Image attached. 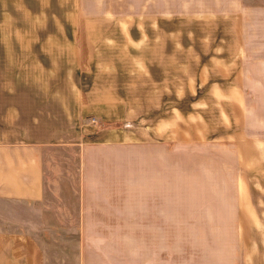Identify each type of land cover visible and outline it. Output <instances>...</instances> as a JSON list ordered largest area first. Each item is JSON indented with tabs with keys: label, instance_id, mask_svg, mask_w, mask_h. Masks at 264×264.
<instances>
[{
	"label": "rangeland",
	"instance_id": "374dc122",
	"mask_svg": "<svg viewBox=\"0 0 264 264\" xmlns=\"http://www.w3.org/2000/svg\"><path fill=\"white\" fill-rule=\"evenodd\" d=\"M245 3V19L158 18L142 0H0L2 81L20 122L67 137L115 126L135 153L166 155L149 179L135 165L122 196L136 218L161 199L165 231L140 226L134 242L165 244L168 264H264V68L253 58L257 45L264 57V0ZM88 102L124 103L126 117L81 118Z\"/></svg>",
	"mask_w": 264,
	"mask_h": 264
},
{
	"label": "crops",
	"instance_id": "0c3cea01",
	"mask_svg": "<svg viewBox=\"0 0 264 264\" xmlns=\"http://www.w3.org/2000/svg\"><path fill=\"white\" fill-rule=\"evenodd\" d=\"M246 9L245 0H142L143 12L158 18L186 12L245 19ZM1 26L0 264H168L165 244L134 242L140 226L148 234L165 231L161 199H148L144 216L136 218L134 201L122 196L135 183V165L148 168L149 179L150 167L160 173L166 155L160 149L135 153L134 140L115 126L67 137L36 121L20 122L21 113L8 110L2 81L6 36ZM245 49L248 53L246 42ZM262 49H255V67L264 68ZM126 113L124 103L88 102L79 116H95L107 126L123 121Z\"/></svg>",
	"mask_w": 264,
	"mask_h": 264
},
{
	"label": "built area",
	"instance_id": "2783aa9c",
	"mask_svg": "<svg viewBox=\"0 0 264 264\" xmlns=\"http://www.w3.org/2000/svg\"><path fill=\"white\" fill-rule=\"evenodd\" d=\"M92 121H93V122H97V119H96V118H92Z\"/></svg>",
	"mask_w": 264,
	"mask_h": 264
}]
</instances>
